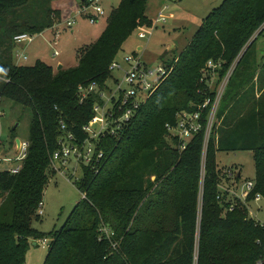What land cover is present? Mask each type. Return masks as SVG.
<instances>
[{
    "label": "trees",
    "instance_id": "trees-1",
    "mask_svg": "<svg viewBox=\"0 0 264 264\" xmlns=\"http://www.w3.org/2000/svg\"><path fill=\"white\" fill-rule=\"evenodd\" d=\"M84 2L0 0V100L31 115L21 170L16 175L0 171V264H24L29 241L46 239L33 222L54 174L51 158L59 149V122L84 141L82 129L100 102L94 93L79 104L78 87L95 84L97 92L103 91L112 77L110 66L132 33L151 28L149 0H121L101 36L80 48L74 67L56 70L40 60L32 66L14 63L16 36L35 38L55 22L66 21L71 7ZM262 25L264 0H226L180 56L163 61L170 74L119 138L100 139L104 157L98 167L82 166L76 186L85 198L68 227L50 234L44 264H258L264 255V228L249 218L239 199L230 202L221 196L215 154L253 152L254 189L247 202L257 194L264 198V65L254 64V45L244 50ZM209 61L221 63L220 80L236 66L205 155L202 133L180 152L165 127L175 123L178 113L197 111L214 97L200 84ZM208 110H203V120Z\"/></svg>",
    "mask_w": 264,
    "mask_h": 264
},
{
    "label": "rangeland",
    "instance_id": "rangeland-1",
    "mask_svg": "<svg viewBox=\"0 0 264 264\" xmlns=\"http://www.w3.org/2000/svg\"><path fill=\"white\" fill-rule=\"evenodd\" d=\"M120 1L104 0L105 16L98 21V25L90 24L83 14L71 16V20L77 19L72 28H67L65 22H55L52 29L45 31L40 36H35L33 43L25 50L26 60L16 57V55H19V49H17L19 45H17L14 51V63L19 66H32L36 60L32 50V47H34V50L41 51L39 59L51 64L53 68L57 69L59 63L65 69L73 67L77 63L78 51L83 48L81 44L86 40H90L94 31L105 25L107 18L119 5ZM225 1L149 0L146 16L152 23L151 28L141 27L136 29L123 45L115 60L122 68H126L125 58L135 55L148 69L156 70L162 67L163 61H171L177 58L188 48L196 34L204 26L206 18L215 9L221 7ZM161 12H163L165 22L157 23ZM142 31L148 32V35L146 39L140 40L138 34ZM252 45L255 49L254 64L256 67H261L264 65V25L251 36L247 48L245 47L244 50ZM138 46L141 48L140 51H136ZM55 52H58V56H54ZM259 70L260 68L257 71ZM123 76L122 70L112 72V77L106 84L112 93L116 91L118 86L122 90L127 89V86L122 82ZM158 79V77L154 78L155 81H158ZM106 95H109L107 91ZM30 121L29 110L11 101L0 100V171L10 170L19 165L15 161L19 151L14 145L16 140H20L21 143L28 140ZM215 165L218 174L222 178L219 192L226 201L235 202L234 193L241 191L240 188L245 182L254 181L255 179L253 152H217L215 154ZM205 168L206 163H203L199 184L201 190L206 172ZM239 171H241V177L238 182L228 178L229 173ZM72 173L75 174V177H72ZM81 177L80 169L72 161L68 168L63 171V174L57 171L50 178L44 190L41 207L38 210V220L33 222V227L46 236L48 244L42 245L39 241H29L24 264H44L49 253L50 234L60 231L64 226L68 227L67 222L74 218V210L83 200V195L76 186V179L79 180ZM224 189H228L231 193ZM200 206L199 221L202 212L201 202ZM248 208L256 220L264 223V200L258 203H253V200L248 201ZM40 211L42 212L41 215L39 214ZM254 217L252 216V218Z\"/></svg>",
    "mask_w": 264,
    "mask_h": 264
},
{
    "label": "built area",
    "instance_id": "built-area-1",
    "mask_svg": "<svg viewBox=\"0 0 264 264\" xmlns=\"http://www.w3.org/2000/svg\"><path fill=\"white\" fill-rule=\"evenodd\" d=\"M84 4L81 9L77 11L75 16L85 15L90 24H96L105 16V10L102 6L103 0H84ZM73 16V17H75ZM69 18L65 23L67 28H72L76 23V18L71 20ZM165 22L163 12L160 13V17L157 23ZM148 32H140L138 39L143 40L147 38ZM14 41L18 44L30 45L34 41V37L23 34L16 36ZM54 56H58V52H55ZM19 59L26 60L23 55H16ZM126 68H122L120 64L115 60L110 70L119 71L124 73L123 84L127 86V89L122 90L120 86L115 92H111L107 86L103 91L97 92V86L91 84L89 86L78 87V101L79 104H84L91 95L98 93L100 102L96 103L93 107L94 116L90 122L83 127V132L86 133L87 138L84 141H78L76 137L67 130L66 124L61 120L59 122L61 136L58 141L59 149L53 154L51 158V164L54 173L63 171L74 161L77 167L82 172V166L91 167L95 169L104 157L103 151L98 149V142L100 139L109 135L113 138H119L123 132L125 126L133 118L136 111L144 105L149 97L159 86L160 82L167 77L171 70L164 67H159L156 70L148 69L144 63L137 59L135 55H131L125 58ZM236 62L231 66L226 75L220 80L217 75V70L221 68V63H215L209 61L206 64L205 69L202 71L200 84L205 85V92L210 91L214 94V97L206 98L205 102L198 106L197 111L194 112H181L175 117V123L172 125H166V130L171 136L175 138L178 143V149L180 152L186 150L189 142L195 135L203 134V155H205L208 142L210 140L213 129L217 126L216 115L220 102L224 96L229 80L234 72ZM158 77V81L154 78ZM106 91L109 95H106ZM199 94H203V91L199 90ZM209 107L208 113L204 120L202 119V112ZM28 149V142H22L19 154L16 158V162L19 163L13 169L8 170L12 175H16L21 170L22 162L26 157ZM65 174V173H64ZM75 174L72 173V177ZM239 172H232L228 174V178L234 182ZM71 177V178H72ZM78 179H76V182ZM238 191L239 189L236 188ZM241 191L234 193L235 197L240 200L248 210V216L252 219L256 225L264 228V223L256 220L251 210L248 208L247 199L254 189V182H245L240 188ZM228 190V189H224ZM228 193L231 191L228 190ZM85 198V195H83ZM264 200L261 195L257 194L253 198V203H258ZM41 207V206H40ZM40 215L42 212L40 211ZM252 216L254 218H252ZM104 232L107 233L106 230ZM42 245L48 244L47 239L39 240ZM259 243V241H258ZM258 264H264V255L260 256Z\"/></svg>",
    "mask_w": 264,
    "mask_h": 264
},
{
    "label": "crops",
    "instance_id": "crops-1",
    "mask_svg": "<svg viewBox=\"0 0 264 264\" xmlns=\"http://www.w3.org/2000/svg\"><path fill=\"white\" fill-rule=\"evenodd\" d=\"M103 2H104V0H103ZM103 2H102V6H103ZM103 8H104V6H103ZM71 9H72V15H74V14H76L77 13V11H79L80 9H81V7L79 8V5L77 4H75V5H73L72 7H71ZM105 10V9H104ZM71 15V16H72ZM71 16H70V18H71ZM69 19V18H68ZM67 19V20H68ZM66 20V21H67ZM66 21H64V22H66ZM88 21V20H87ZM63 23V22H62ZM99 23V22H98ZM98 23H96L97 25H98ZM105 28H106V23H105V25H103V27H101V28H99V29H96L95 31H94V33L92 34L93 35V37L90 39V40H86L83 44H81V46H85V45H89V44H91V43H93V42H95L100 36H101V34L103 33V31L105 30ZM72 33H74L73 31H71ZM45 33V32H44ZM43 33V34H44ZM42 35V34H41ZM40 36V35H39ZM93 41V42H92ZM28 46L30 47V45H24V44H21V45H19L18 46V48L17 49H19V51H18V53H19V55H23V57H26L27 58V55H26V53H25V50L28 48ZM22 48V50H20ZM31 49V48H30ZM173 49H175V48H173ZM32 50H33V54L35 55V62L37 61V60H40L39 58H40V56H39V54H40V50H37V49H35L34 50V47H32ZM141 50V48L138 46L137 48H136V51H140ZM40 61H43V60H40ZM44 63H45V61H43ZM47 64V63H46ZM47 65H49V66H51V64H47ZM59 66L61 65L62 66V68H64V66L61 64V63H59L58 64ZM76 65V64H75ZM74 65V66H75ZM58 66V67H59ZM73 66V67H74ZM53 67V66H52ZM55 69V68H54ZM58 69V68H57ZM56 69V70H57ZM23 142V141H22ZM27 142V141H26ZM16 148H17V146H16V143H15V145H14ZM9 170V169H8ZM240 173H241V171H239ZM241 177V176H240ZM36 246V245H35Z\"/></svg>",
    "mask_w": 264,
    "mask_h": 264
},
{
    "label": "water",
    "instance_id": "water-1",
    "mask_svg": "<svg viewBox=\"0 0 264 264\" xmlns=\"http://www.w3.org/2000/svg\"><path fill=\"white\" fill-rule=\"evenodd\" d=\"M61 69H62V66H59L57 70H61ZM15 143H16V146H17V150L20 151L21 141L20 140H16ZM238 176L239 177L241 176V173L240 172H239V175ZM34 246H35V244H34Z\"/></svg>",
    "mask_w": 264,
    "mask_h": 264
}]
</instances>
